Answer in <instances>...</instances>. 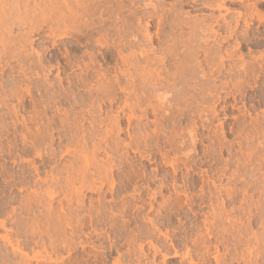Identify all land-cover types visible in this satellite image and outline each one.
<instances>
[{"label":"rangeland","instance_id":"1","mask_svg":"<svg viewBox=\"0 0 264 264\" xmlns=\"http://www.w3.org/2000/svg\"><path fill=\"white\" fill-rule=\"evenodd\" d=\"M1 1L3 2L5 1V4L7 6V7L5 6L6 8H4L7 10L5 11L3 10L4 12L3 17L2 15L0 16L3 19L2 21H3L4 26L5 27L7 26V28H4V29L1 28L2 31H4L5 33L1 31L2 33L0 36L1 37L0 41L5 42V43L0 42V100H1L0 101V104H1L0 105V264H21V263L25 264L21 260V258H23L22 254L26 256L28 255L29 256L28 258L32 259L31 264H36L37 261L35 262V260H33V257L36 254L37 255L40 254L42 257L44 256L48 257V256H52L50 254H53L54 256L57 253L58 254L60 253L61 256L60 255L59 256L61 258L59 259L61 260L56 261L55 264H99V260H101L104 257H106L105 264H112L114 262V259L117 257V253L116 251H113V252L110 251L109 241L107 240V238L101 239V233L105 231L107 233H111L113 236L114 235L117 236V249L120 250V253L123 255V264H126L127 262L126 259L127 260L132 259L131 252H133L134 248L136 247V246L134 247L128 246L127 244L128 236L132 234H137L139 231L144 232V235H143L144 237L147 235L151 236L150 240L144 239L143 237V239L137 241L138 244L142 243L144 245L145 252L148 254L150 258L154 256V252H155L154 246H156L160 250L161 254L160 253L157 254L155 258L156 264H184V263L190 264L189 260L187 262L188 258L187 259L185 258L187 253L188 254L190 253V256L194 257L192 258L195 259L194 261L197 264H202L203 262L201 261V258H202L201 254H202V251L205 250L204 247L206 246L210 247L212 253H210L209 257H208V254L206 255V257L209 258V260L206 259L204 264H215L214 256L218 254L222 262L221 264H224V263L225 264L227 263L228 264H264V77L262 75L260 78L258 77V79H256L257 84H254L255 79L254 80L252 79L253 81L249 80L247 82L249 84H246V86L245 85L240 86V88L242 87L241 89L236 88V86L235 87L233 86L234 85L233 82L235 83L239 74L240 76L243 75L242 72L238 71L235 67L233 69V63L236 60L239 61V59L242 58L241 60H243L246 64L249 65L254 62L255 58L259 59V57H264V45L262 47H258L252 43H247L243 48H239L235 46H237V43L240 42L241 40L240 39L237 40L235 38L231 39L229 42L223 45V53H226L229 50H230L229 52L233 51L235 53L234 58L232 60L231 59L226 60L227 68H225V70L222 71L223 73H220L219 75H217L219 77H217L215 74L213 78L207 74L209 77L201 78V76L198 75L194 80H192L195 77L194 76L196 74L195 73V74H192V77L191 75L188 76L191 78V79L190 78L187 79L188 81L191 80L189 81V83L187 80H183V79L182 81L180 80L182 85H180V82L177 84L170 82L168 83L169 84L168 88H171V91L169 89L168 92L169 93L171 92V94L173 93L172 96L175 93L174 96L176 98L174 96L171 97V94H170L168 100L165 101V103L164 102L162 103V101H158L157 98H156L157 100L156 101L153 98L155 97L154 96L155 94H153L152 92H154V90L156 92L157 87L154 88L153 91H151L152 89H150V92H151L150 97H152V95L153 97L150 100L148 99L149 102L147 100H146L147 102L145 101L144 104L137 102L136 100L135 102L133 100L134 98L132 99V102H131V98H130L129 103L133 105L132 108L136 106L133 109L134 111L133 112L134 114H133L130 111L132 110V108L130 109L131 106H128L129 99L126 100V98L122 94H119V96L121 95L122 97H120V99L117 100L116 103L114 102L112 105L110 104L109 101H105L106 103L103 102L104 100L101 101L102 100L101 90H99L101 96L98 97L99 94H97V96L93 98V96L96 95L95 93L96 92L99 93V91L98 89L96 91L97 82L94 81L92 78L88 79L90 83L89 81H86L85 83L86 85L84 84L85 86L84 85L79 86V88H82V89H79L78 87H76L77 88L76 90L79 89L78 92L74 90L76 94L73 93L74 91L72 92V89H71L70 91L72 92L71 95L73 94L72 95L73 97H70L71 95L69 93L70 92L69 87H67V85L69 84V81H71L73 77H74L73 80H76V77L81 74L80 70L78 69L76 65L78 63L79 65H83V66L85 64H89V62L87 63L86 60H88L87 58H89L90 56L89 54L91 53H88V52H94V50H96L94 54L92 55H95L97 57L96 59H98V61L96 59L95 61L97 62V65L99 62V65L101 66L102 69L105 70L107 68V65H110L108 67H111V68L113 67L112 71H111V68L106 69V71H110V73H112L109 75L108 74L109 72H107V75L109 76V78L112 77L111 75H114L115 77V73L120 75V72L124 71V69L127 68V65L125 66L124 63L121 64L122 62H120L119 59H118L119 61H117L119 63H116L115 61L113 62V64L106 63L104 65L103 64L104 61L102 57L103 53L100 50L99 46L97 47L93 45L94 46L93 48L92 45H86L89 48V51H88V48L84 46L79 49L80 52L78 51L79 54L80 53L82 54L80 55L77 54L78 55L77 56L76 55L77 51H75L71 47H67V44L68 46H70V43L72 44L73 42L74 44L76 43V41L73 39H70V41L69 40L67 41V38H62V39L59 38V39H56V43L54 44L55 39L52 40V38L50 37L48 38L47 36H45L44 35L45 32L43 33L41 31V32L32 33L35 36L32 34H31L32 36H30V34H27L28 33L27 31H29L28 28H30L28 27L29 26L28 24H24V26L23 24L18 25V26L15 24L14 25L12 24L14 23L13 19L15 20L20 17L19 15L21 11H22L21 17L26 16V11H27L28 5L30 4H31V7L37 6V8H38V5L36 4H40L39 6L41 7L38 8L39 12L41 9H45V7H47L44 3L46 0H31V1L30 0L29 1L19 0L20 2L19 5H21L20 7L21 9L19 12L16 11L15 7H12V6H15V3L13 2V0H1ZM155 1L161 4L162 1L164 0H161V3H160V0H155ZM174 1L175 0H165L163 3L166 5L162 3L161 6L164 5L163 6L164 14H166L165 10L170 8V6L168 5H172L171 3H174ZM49 2L50 1H48L46 4H48ZM62 2L63 1L59 0V3H62ZM256 2L258 4V7L262 9V12H264V6L261 5L262 3L261 0H250L249 1L250 4H256ZM62 5L60 6V8L64 10V7H62ZM64 5L67 6V1L66 3H64ZM9 6L12 7V9L14 8L15 10L14 9L12 10ZM60 8L59 10H62ZM66 10H67V7H65V11ZM5 12H6V16H4ZM39 12H37L36 14H38ZM59 12L56 13L57 15L55 17H60L58 16ZM180 12L185 14V16L188 17V19H186L187 17H185L182 14L183 17H185L183 19H186V20H189V18L190 20L191 18L192 19L196 18L198 20L199 19L201 20L202 18H205L206 15L210 16L213 13L217 15L218 13V12H214L212 9L202 8L201 6H193L191 4L185 5L182 9H180ZM63 14L64 13H62L61 15L62 16L65 15L64 17L66 18L67 11L65 12L64 15ZM4 17L6 20H4ZM9 18L10 19L12 18V19L10 20ZM39 19H42V18H39ZM174 19L175 17L173 18L170 17L171 21ZM192 21L194 20H191V22ZM8 22L11 23L13 26L11 24L8 25L7 24ZM151 22L153 23L150 26V29H151L150 33L151 35H153V38L154 37L156 38V39L154 38L153 40L154 43H150V44L148 43V46H147V43L146 44L144 43L145 45L142 44L141 47L137 46V48L136 46H133V50H137L136 51L137 53L139 52L138 50H140L139 47L140 48L144 47L145 49V46H146V49L147 48L149 50L151 49V51L147 49L149 51V54L151 52L150 54L151 59H157V58L161 59L164 55L163 54L164 49L166 50V48L168 47L165 45L166 44L171 45V43L173 42V38L171 39V37H169V40H167L168 37L167 36L165 37V35H167L166 34L167 31L169 30L168 29L166 30V33H164V37L163 38L160 37L161 39H164L161 42L160 41L161 39L160 38H159L160 40L157 39L158 35L155 36V34H157L158 32L160 33V31H162V29L164 30V28L167 29L166 28L167 26L165 25L160 26L161 28L162 27L163 28L162 29L160 28V31H158L157 29L159 28L157 27L158 26L157 17L156 19L154 17ZM9 29L10 30L13 29V30L9 31ZM183 29L184 30L176 29L175 31H177L178 33L175 31L174 32L177 35L175 36L172 35V36H174L175 39H178L180 36L183 39L179 38L178 39L179 41L180 40L183 41L185 39L186 42H189L187 41V38L191 36V30H189V28L187 27L186 29L185 28ZM254 30L255 31L252 34L253 36H254V33L260 34V32L264 30V27H261V29L259 28L258 30V24L256 23ZM25 35L28 37H26ZM39 37H42L41 39L42 40L44 39V40L40 41L41 39H37ZM165 39L169 43H166ZM160 42L162 44H159ZM178 44L179 43L177 42L176 46L178 47L177 48L178 51H180V53L179 52L178 53L181 54L182 52H184L187 54V52L189 51L188 50L189 46L185 48L183 45L179 46ZM75 45H77V43ZM158 46L160 49L159 48L157 49ZM68 48H70L69 51L67 50ZM130 48H132V46L127 48L124 51L123 54L125 56L127 55L132 56V54L130 55L131 53L130 51H132V49L130 50ZM85 49L86 51H88L87 53ZM156 49H157V52L155 51ZM170 49L171 48L167 49L166 52L169 51ZM159 50L163 54V55L161 54V58H159L160 57ZM73 51L76 53H74ZM83 51L86 53V55L83 54L84 53ZM22 52L23 54H21ZM126 52H128L129 54L127 53L126 55L125 54ZM15 53L16 55L14 59L12 57H14L13 54ZM29 53L31 55L30 57H29ZM67 53L71 57H69ZM136 53L134 51L133 55ZM186 54L182 53L181 55H178V59H176V57H171V59L174 58V60H171L170 57L168 56L169 60L164 59V64L162 63L160 66L154 64L153 66L160 67L159 69L161 70L162 77L164 79L165 78L164 75L168 73L169 74L173 73L175 71V67H177L179 63H183V65L184 64L186 65L188 61ZM20 55H22V57L24 55V57L20 59L21 58ZM26 55L27 57H25ZM136 55L138 57L137 56H134V57L138 58L139 60L140 58L139 54H136ZM153 55L154 56L159 55V56H156V58H153ZM79 56H81V58ZM85 57H87L86 60H85ZM16 58L17 59L19 58L20 60H17ZM39 58H41L42 60ZM24 59L25 60L27 59V60L25 61ZM76 59L77 60L79 59L78 63H76L77 61L75 62ZM80 59L83 61V63H81L82 61ZM179 59L181 62L178 61ZM204 59H205L204 54L200 53L198 55V62H203V61L205 62ZM73 60L75 62L74 64L71 63L73 62ZM67 61H69V63L71 64H68ZM140 61L141 59L139 60V62ZM39 62L41 63V65L39 64ZM42 62L45 63V66H47L46 68L43 65L44 63ZM174 62L178 64L175 65ZM7 63H10V65ZM35 63L37 66L35 65ZM33 64L35 65L36 69L35 67H33L34 66ZM102 64H103V67L105 68L102 67ZM118 64L124 65V67L122 66L123 69H121L122 67H120V65ZM27 65L31 68H28ZM67 66L69 70L67 69ZM118 66L120 67V70ZM163 66H165L164 68L169 67L166 69L170 71L169 72L167 71L166 73H164V68L162 69ZM170 66L174 68L170 69L171 68ZM179 66L181 67L180 64ZM21 67L23 68V70L25 67L26 70L24 71L26 72V74L28 73L27 74L28 76L25 75V73L23 72L22 74H20L22 70ZM130 67L133 69L132 66ZM117 69L120 72H118ZM203 69L205 70V73H208L209 68H206V66L204 65ZM229 69H233V71L231 70L232 72H229ZM235 69L237 73L238 72L240 73L238 74L234 73ZM48 70H50V74L48 73ZM43 71L46 72V75ZM199 71L202 73L201 69H199ZM59 74L61 75L59 76ZM70 74L72 75V78ZM169 74L168 76H171V74L170 75ZM258 75L260 76V74ZM25 76L26 78L27 77L28 78L25 79ZM38 76L41 77V82L39 80L40 77ZM45 76L46 78H44ZM235 76L236 78H234ZM114 77H112V79ZM69 78L70 80H67ZM135 78L136 76L134 77V79ZM60 80L61 82H63V84L61 83L63 87L60 86ZM121 80H122V76L120 78V81ZM125 80H122L121 82L123 86H126V84L124 83ZM43 81L44 82L46 81L47 83L46 82L44 83ZM38 82H39V85L37 84ZM73 82L76 84L75 81ZM87 82L90 85L88 84L87 86ZM127 82H128L127 85L129 84L128 86H130V81H127ZM137 82H138V85L136 84ZM50 83L54 85L51 86ZM93 83L95 86L92 85ZM141 83L142 81L137 78L135 82L136 84L135 88L137 89V90L135 89L136 91L141 89L142 86L139 87ZM171 83L172 85L173 84L176 85V87L171 86ZM20 84H23V86H20ZM26 84H28L27 85L28 88H30L32 91V92L30 91L29 95H28L29 89L27 88L28 89L27 90L25 88L27 87L25 86ZM48 84L49 86H47ZM164 84L167 85L166 83ZM131 85H132L131 90L135 91L133 89L134 84L132 81H131ZM44 86L47 89L50 87V89H48L49 91L45 89ZM9 87L10 88L12 87L11 92L12 91L16 92V90L13 87L17 89L21 88L20 89V91L22 90L21 92H16V93H19L20 96L24 93L23 89L25 88V91H26L25 93L28 92L27 94L24 93L25 99L23 100L22 97H19V96H18L19 98H17V96H15L16 93L14 94V96L10 95ZM37 87L39 88V90L37 89ZM40 87H43V89ZM86 87L89 89L91 87L93 91L88 90ZM56 88L58 90H55ZM61 88H63L64 90L66 89L65 91L68 90V94H67L68 96L66 94H63L64 90L62 91ZM204 88L205 90H207L206 88L212 89V90H214L215 88V91L216 90L217 91L216 92L212 91L213 94H211L212 93L211 90H208L209 91L208 92V91H205ZM60 89H61V95L59 93ZM5 90L9 92V93L7 92L9 95L6 93L8 97L4 93L6 92ZM45 90L47 91L44 92ZM117 90H118V87L115 86V92H117ZM136 91L132 92V94L133 95L136 94L137 93ZM48 92L51 96H49ZM140 92L142 91L140 90ZM41 93L44 94L42 95L43 98H41L42 97ZM45 93L48 94V97H46L47 95H45ZM2 94H5L4 96H6L7 99H12V100H7V99L4 100L5 97H3ZM62 94L64 96H62ZM78 94L79 96L75 98V96ZM88 94L95 100L93 101L92 98L89 99L90 96ZM206 94H211L215 96L208 97ZM218 94H221L224 97L226 96L227 98H225V100L224 99L218 100L217 98H215ZM10 96H12L15 99L17 98V100L14 101L15 99H13ZM201 96H203L204 98H201ZM68 97H70V99ZM2 98L6 102H4ZM20 98L23 101L20 102L19 100ZM44 98L46 100L52 99L51 101L50 100L49 101L51 103L54 101V103L51 104L48 100H47L48 101L47 103V101ZM77 98L78 99L82 98L83 100L82 99L77 100ZM97 98H100V99H97ZM181 98H184V99L186 98L187 100H183V99L181 100ZM88 99L90 101L92 100V102H90ZM18 100H19V103H18ZM32 100L34 102H32ZM87 100L89 102H87ZM124 100H126L125 102L127 103H125ZM79 101L82 103H80ZM99 101H100V104H99ZM43 102H46L49 105H47L46 103L43 104ZM118 102H120V104L122 105H119ZM21 103L23 106H21ZM87 103L88 104L90 103L91 105L89 104V106L91 107L93 106L96 110L92 107L94 110L91 111L92 109L91 107L87 106L88 105ZM94 103L98 104L99 106L98 105L94 106L95 105ZM156 103H158L159 105H161L160 103H162L161 106L164 105L162 109H165V110L161 112L162 114H165L164 118L160 115H158L157 118H155L154 113L152 114V111L154 110V108H157L158 112L162 110V109H159L160 107L156 106L158 105ZM79 104L80 105L86 104V107L84 105L82 107ZM126 104L128 105L126 106ZM137 104L139 105V109H138ZM150 104H152L153 106H151ZM41 105L45 108H49L50 106L52 109L51 108H50L51 110L45 109ZM74 105H77V107ZM141 105H143L144 108H147L148 110L147 116L149 115L148 117H145V118L143 117L144 114L142 112L143 108L141 107ZM154 105L156 107H154ZM14 106H16L15 109L18 108V110L17 109L15 110L16 113L18 112L17 114L15 113L18 116L13 114V112H11L14 110H10L12 109V107L14 108ZM55 106H57L58 108ZM110 106L111 108H109ZM118 106H120L119 109L117 108ZM102 107H103V111L106 112V113L101 112L102 115L103 113L107 115L108 112H109V115H111L110 113H113L112 116L114 115V117H116L117 115H120V117L121 116L123 117L125 115L132 116L133 114L134 116H132L131 119H133L134 121L132 120L131 121L135 123V124L132 123L135 129L131 128L133 130H130V128L128 127L127 118H130L129 116L128 117L126 116L123 118L121 117L122 123H121L120 128H122L123 130L121 129L122 132L120 133L116 130L119 134L116 133L115 129H113L116 127H113V126L109 127V126L103 125L104 127L103 126L97 127V133L99 132L98 134H102L101 133L102 131L106 132V128L108 127L110 128V130L108 128L107 132L109 133H106L107 135L104 133L102 136L100 135L96 136V138H98V140H96L97 143L100 142L101 138L104 137L103 139L105 140L108 138L107 139L108 141H106L108 144L104 140L101 141L102 150L97 151L98 153L96 154L98 155H96L97 160L95 161L108 162L112 159L114 163L113 174H111L108 180L106 181L104 180L101 183L98 182V186L101 187L100 189L95 190V191H90L86 188H83L80 196L71 194L67 198L66 196H64L65 190H66V188H64L65 187L64 178L67 176V174L64 173L66 171H64L63 169H65L66 165L69 166L70 164L71 166V162L74 160L73 159L74 156L67 154V147L70 145V141L72 139V135H71L72 133L70 131H66L67 125L65 126V124H67V117L71 115L69 117V120H72L74 123L75 122L79 123L82 121L81 122L82 124L79 123V126L82 127L83 125V128L86 130L85 131L86 136L89 137L87 141L91 140L88 142L90 144V142H95L92 139L94 138L95 140V137H91L87 133V131L89 132V130L91 129V125H90L91 119H92V122L94 121L96 117L98 119V116L101 114L99 110H102ZM74 108L76 110L74 111L71 110ZM44 109L46 111V112L44 111L45 113L43 112ZM124 109H127V110L125 111ZM122 110H124L125 112L122 113L121 112ZM39 111L42 113V116L39 113ZM117 111H120L121 113L118 114ZM57 112L59 114H57ZM7 113L8 115H6ZM75 113L77 115L80 113L79 115H81L82 118L84 117V119L81 118L80 120V116L78 115L79 121H78V116L76 117L77 121L76 119L73 120V115H74V118L76 115ZM135 115H137V117H139L142 121H140L139 118L137 119L134 118ZM27 118L28 119L30 118V119L27 121ZM39 118L42 119L43 121L41 122ZM48 118H49V121H47ZM18 119L20 121H18ZM30 120H33V121H30ZM65 120L66 122L64 124L62 121H65ZM24 121H27L26 124L23 123ZM43 122L45 124L48 123L47 124L48 127L50 126L49 129L46 127V129L49 130L48 135H47V131H45L46 129L44 128L45 126ZM60 122H62L63 124H61ZM140 123L141 124L143 123V124L141 125ZM49 124H51L52 126ZM62 125L64 126L62 127ZM133 125H131V127H133ZM140 125H141V128H140ZM54 128H57V129L61 128V129L57 130ZM62 128L66 132L63 131ZM98 128H99V131H98ZM127 128L129 131H127ZM37 129H40V130H37ZM42 129H44L46 133L42 132L43 131ZM133 131L135 134L133 133ZM41 132L42 134H45V136L46 135L49 136L50 133H53L52 135H53L54 141H53L52 149L56 152L53 156H50V154L47 153V154H44L42 157H39L35 153V149L32 148L30 144H25L26 142L23 143V140H22L23 136H26L29 139H32L30 138L31 136L37 137L38 135H42ZM67 132L70 133L68 134V136L65 135ZM136 134H138L139 141L142 140V139L140 140L142 136L145 138V135H147L145 139L143 138V140L145 141L142 140L143 142H140L141 146L137 140ZM66 136L69 138V140ZM105 136L106 137L109 136V137L105 138ZM117 136H118V141L116 140ZM135 137H136L135 140H137L136 142L134 139H132ZM119 141H121L122 143ZM133 141L136 144L132 143ZM104 142L108 147L104 144ZM59 143H62V144H60L59 146ZM91 144L89 145V151H93L92 149L93 147H91L92 146ZM137 144H139L138 145L139 147L137 146ZM8 147H10V149ZM45 148L49 149V147H45ZM9 150L10 151L12 150L11 157H10ZM89 159L90 157L88 156L87 165H89L88 168L90 171L87 173V175L90 177L92 175L94 176L95 169H93L94 165L91 164L92 163L91 161H93V159L90 160V162H89ZM29 162H33L34 164L40 167V170L42 172L40 175L41 180L43 179L42 181H44L45 179L47 180L48 178L49 181L47 180L46 181L47 183H43L41 181H39L40 183L39 182L36 183L37 177H35L36 175L34 176L33 174H31L33 173L32 165H30L31 163L29 164ZM73 163L77 164L75 160L72 162V164ZM78 163L80 164L79 160H78ZM28 164H29V167H28ZM44 164L45 165L47 164V166H42ZM90 164L92 165V167H90L91 166ZM27 167H28V170H27ZM43 167L45 168L41 169ZM23 168H25L26 170ZM30 170L31 172H28ZM61 170L63 171V174H61L60 172ZM22 171L25 173V176L22 175L23 174L21 173ZM6 172H9L10 174L13 173L14 176L16 175L15 180L23 176H24V179L26 178V181L24 180L23 183L20 182L19 180L15 182L17 183V186L19 184L23 185L22 186L24 187L23 190H21L22 189L21 187L20 189L16 185L14 186L13 185L15 184L14 182L9 181L11 184L10 185L8 182L9 179H7V182H6L5 180L7 178L6 174H9ZM26 172L30 173V175L26 174ZM126 176H129L131 180L128 181ZM51 178H54V179L57 178V181L59 180L57 183H61V182L62 183L58 185L57 183L54 184L55 181L52 180ZM50 180L54 182H51ZM111 181H112V185H110ZM33 182H35L36 184ZM37 184L39 185L37 186ZM59 186L65 189L63 190L62 188L64 192L60 190L61 188ZM47 190L48 192L49 191L55 192L54 194L56 195L50 198V196H48L47 194ZM30 197H32L31 199L39 202V204H36L39 206L38 208L37 206H35L36 207L35 208L34 205L32 204L34 207V208L32 206L30 207V208H33L32 212L29 207H27L28 209L25 208L27 206L25 205L26 203L25 199L27 200V198H30ZM10 199H12L14 202L12 200L10 201ZM41 199L44 203L45 201H47L50 205L52 204L53 207L48 205L47 203L44 204L43 202H41ZM78 200H80V202H78ZM45 205L49 206L51 209L53 208V210L58 209L57 211H61V212L64 211L67 214L65 215L70 218L69 223H71V225H68V226L66 225V228H65L66 230H64L65 237L64 236L61 237L60 240L61 241L65 240L63 242H66V240H68L69 237L71 239L72 238L75 239L76 237H78L75 239V241L73 240L76 243L73 246L74 249L71 250L72 252L69 251L67 247L65 248L61 245L59 246V250H57L58 248L56 249L57 251L56 253L55 251L50 249L51 247H49V244L48 245L46 244L47 243L46 240H43L42 242L40 241L42 240L40 233L43 234V231L45 233V230H42V228H43V216H45L46 214V211L42 212L41 210L49 209V207L48 208L42 207ZM61 207H64V210L63 208L61 209ZM12 209L15 212H13ZM25 209L27 210L25 211ZM122 212L126 213L127 219H130V223L127 225V227L124 230L122 229V226H121L122 221L119 219L120 214ZM71 213H75V214L72 215ZM113 215H117L115 216L117 218L115 223L117 224L111 227L114 223L113 221H111L110 216L113 217ZM71 216H72V219H71ZM146 216L153 219L155 221V225L166 236L159 235L158 231L153 232L151 234H146L145 231L147 230V228L151 227L147 222L143 220V218H145ZM77 218H80V219H77ZM81 219L84 222L82 226H79L76 223L78 220H81ZM19 221L21 223L22 222L25 223L28 221L25 224L22 223L28 230L26 229H25L26 231L22 230L23 225L21 224L22 225L21 226L19 224L20 223ZM2 223H4L5 227L1 226ZM31 223L35 224V226L32 225ZM30 224L31 226L35 227L36 233H34V235H32L29 232L31 230V229L29 230ZM37 226L38 228L36 229ZM75 229L76 231L77 229L80 230L78 233L80 234V236L79 235L77 236V234L75 233L74 235L76 237H74V235H71L73 234ZM96 229H97V232H95ZM81 230L83 231L81 232ZM24 232H26L25 236H24L25 234ZM7 233L10 234V238H12L11 240H13L14 243H16V240H19L20 242L23 243L21 245V247L23 248L21 255L20 253L13 254L12 253L13 251H11L12 249L10 248V245L7 244L5 241H3V239L1 238V236H5ZM27 233H29L28 236H27ZM37 233H39V235ZM20 235H22L23 237L22 236L20 237ZM44 235L46 236V234ZM31 236L33 239L31 238ZM87 237H89V239ZM79 238H82V240L81 239L79 240ZM172 240L173 242H171ZM35 241L38 244H36ZM80 242H83L85 245L84 246L80 245ZM43 243H45L46 245L44 246ZM45 247H49V248L44 249ZM174 248L177 251H180L179 252L180 255H183V256L173 257L174 251H175ZM216 248L218 250H216ZM52 252H54L55 254ZM97 254L98 256H96ZM165 254L167 255V257L164 260L162 255H165ZM53 256H52V259H55L56 257L54 256L55 257L54 258ZM144 262L145 261H143V263Z\"/></svg>","mask_w":264,"mask_h":264},{"label":"bare ground","instance_id":"2","mask_svg":"<svg viewBox=\"0 0 264 264\" xmlns=\"http://www.w3.org/2000/svg\"><path fill=\"white\" fill-rule=\"evenodd\" d=\"M16 1H18V2H16ZM16 1H14L13 0V2L15 3V6H12V7H15V9H16V11L17 12H19L20 11V7H21V5H19V0H16ZM29 1V0H28ZM31 1V0H30ZM48 1H50L48 4H46ZM44 3H45V5L47 6V7H45V9H41L40 10V12H39V10H38V8L39 7H41V6H39L40 4H36V5H38V8H37V6H33V7H31V4L30 5H28V8H27V11H26V16L25 17H21V13H22V11H21V13H20V17L18 18V19H13V21H14V23H12L13 25L15 24V25H22L23 24V26H24V24H28L29 26L28 27H30V28H28L29 29V31H27L28 33L27 34H30V36H32V35H34V34H32V33H36V32H45L44 33V35L45 36H47L48 38L50 37V38H52V40L53 39H55L54 40V44L56 43V39H62V38H67V41L69 40L70 41V39H73V40H75L76 41V43H77V45H75L74 44V42H73V44L72 43H70V46H68V44H67V47H71L72 49H74L75 51H77V53L76 52H74V53H76V55L77 54H79V49L80 48H82V47H84V46H86V45H95V46H99L100 47V50L102 51V53H103V61L105 62H103V64L105 65L106 63L107 64H110V63H112L113 64V62H115L116 61V63H119V62H117V61H119L120 60V62H122L121 64H123L124 63V65L126 66L127 65V68L126 69H124V71H122V72H120L119 70H120V67H124V65H120V64H118V65H120V67H119V70L117 69V71L118 72H120V75H118L117 73H115V77H114V75H111L112 77H114L113 79H112V77L111 78H109V76L107 75V72H109L108 74L110 75V74H112V73H110V71H106V69H110L111 67H108V66H110V65H107V68L104 70V69H102L101 68V66L99 65V62H98V65H97V62L95 61V59L97 58L95 55H92V54H94V52L96 51V50H94V52H88L89 51V48H88V51H86V49H85V51H86V53L88 52V53H91V54H87L88 56H89V58H87V57H85V60H86V58L89 60H86V62L88 63L89 62V64H85L84 66L83 65H79V63H78V60L76 59L75 60V62L76 63H78L76 66L78 67V69L80 70V72H81V74L80 75H78L77 77H76V80H73L74 79V77L72 78V75H71V78H72V80L73 81H75L76 82V84L71 80V81H69V86L67 85V87H69V91L72 89V92L75 90V91H77L78 92V90L79 89H82V88H79V86H83L85 83H86V81H89L88 79L89 78H92L94 81H96L97 82V84H96V86H97V88H96V91H97V89H98V91L99 90H101L102 91V93H101V95H102V100L101 101H103L104 103H106L105 101H109L110 102V104L112 105L114 102L116 103L117 102V100H119L120 99V97H122L121 95L119 96V94H122L125 98H126V100H128V104H126V106L128 105V106H131L130 107V109L132 108V104H130L129 103V101H130V98H131V102H132V99L135 101H137V102H140V103H145V101L147 100L148 101V99L150 100V99H152V97H153V95H152V97H150L151 95V92H150V89H152L151 91H153L154 90V88H156L157 87V89H156V92H155V90H154V92H152L153 94H155L154 96L155 97H153L155 100H156V98L158 99V101H162V103L164 102L165 103V101H167L168 100V98H169V96H170V94H171V92L169 93L168 91H169V89H170V91H171V88H168V86H169V84L168 83H170V82H172V83H174V84H177V83H179L180 82V85H182V83H181V81H182V79L183 80H187L188 78H190V77H188V76H190L191 75V77H192V74H195L193 77V79L192 80H194L198 75H200L201 76V78H205V77H209L208 75H210L211 77H213L215 74H216V76L217 75H219L220 73H223L222 71L223 70H225V68H227L226 67V60L227 59H233L234 58V52L232 51V52H226V53H223V45L224 44H226L227 42H229L231 39H237V40H241L240 42H238L237 43V46H235V47H239V48H243L247 43H252V44H254V45H256V46H258V47H262L263 45H264V30H260L261 32H260V34L259 33H257V34H255L254 33V36L252 35L253 34V32L255 31L254 30V27H255V25H256V23L258 24V30H259V28L261 29V27H264V12H262V9H260L259 7H258V4H257V2H256V4H250L249 3V1L250 0H175L174 1V3H171L172 5H168V6H170V8H168L167 10H165V13L166 14H164V5H166V4H164L163 2L165 1H162V3L164 4L163 6H161L162 5V3H161V0H160V3L161 4H159V2H156L155 0H61V1H63L62 3H59V0H46ZM66 1H67V6H65L64 5V3H66ZM262 1V3H261V5L262 6H264V0H261ZM0 13L1 12H3V10L5 11V10H7V9H4V8H6L7 6H6V4H5V1L3 2V1H1L0 0ZM173 2V1H172ZM176 2V3H175ZM7 3V2H6ZM252 3V2H251ZM5 4V5H4ZM10 4V3H9ZM34 4V5H35ZM43 4V3H42ZM63 4V5H62ZM193 5V6H201L202 8H207V9H212L214 12H218L217 13V15L215 14V13H213L212 15H210V16H208V15H206V17L205 18H202L201 20L199 19H196V18H194V19H192L191 18V20H194V21H192L191 22V20H190V18H189V20H186V19H188V17L187 16H185V14H183V13H181L180 12V9H182L185 5ZM27 5H26V7H27ZM44 5V4H43ZM42 5V6H43ZM62 5V7H64V10L62 9V8H60V6ZM6 6V7H5ZM11 6V5H10ZM9 6V7H10ZM168 6H166V7H168ZM8 7V8H9ZM12 7H10L11 9H12ZM60 9H62V10H59V8ZM65 7H67V14H66V18L64 17L65 15ZM162 7V8H161ZM166 7H165V9H166ZM14 9V8H13ZM12 9V10H13ZM14 9V10H15ZM10 10V9H9ZM61 11V12H59V11ZM64 11V12H63ZM13 12V11H12ZM37 12H39L38 14H36ZM59 12V14H58V16H60V17H55L57 14L56 13H58ZM8 13V12H7ZM10 13V12H9ZM62 13H64L63 15L64 16H62L61 14ZM3 14H4V12L3 13H1L0 14V16L2 15V17H3ZM185 16V17H187L186 19H183V18H185V17H183V15ZM12 15V14H11ZM4 16H6V12H5V15ZM14 17V16H13ZM155 17V19H156V17H157V19H158V28L159 29H157V27H156V29L158 30V31H160V26H167L166 28L167 29H165L164 28V30L162 29V31H160V33L158 32L157 34H155V36L156 35H158V38L157 39H159L160 37L161 38H163L164 37V33H166V30H168L167 31V35H165V37L167 36L168 37V39L167 40H169V37H171V39L173 38V44L171 43V45L169 44V45H165V46H168L167 48H166V50L167 49H169V48H171L169 51H167L166 52V50L164 49V51H165V53H164V51H163V54H162V52L160 53L159 51V54H160V57L159 58H161V54L163 55V57L161 58V59H151V57H150V54H151V52H150V54H149V51H151V49L149 50L148 48V50L146 49V46H145V49H144V47H142V48H140L141 46H142V44H146L147 43V46H148V43L150 44V43H154L153 42V40H154V38H153V35H151V33H150V31H151V29H150V26L152 25V23L153 22H151L152 20H153V18ZM170 17H175V19L174 20H170ZM190 17V16H189ZM39 18H42V19H39ZM10 19V18H9ZM12 19V18H11ZM10 19V20H11ZM3 19L0 17V24H1V26H0V36H1V33L2 32H4V31H2V29H4V28H7V26L5 27L4 26V24H3V21H2ZM4 20H6L5 19V17H4ZM9 20V21H10ZM12 21V22H13ZM171 21V22H170ZM6 24V23H5ZM8 25L9 24H11V23H7ZM11 24V25H12ZM155 24H157V23H155ZM12 25V26H13ZM3 26V27H2ZM11 27V26H10ZM9 27V28H10ZM169 27V28H168ZM186 27L187 28H189V30H191V38H192V40H191V38L189 37V38H187V41H189V42H186L185 41V39L183 40V41H179L178 39L179 38H182V37H180L179 35V38L178 39H175V35H177L175 32H177V31H175L176 29H181V30H184L183 28H185L186 29ZM2 28V29H1ZM12 28V27H11ZM10 28V29H11ZM9 29V31H12V30H10ZM21 29V28H20ZM257 29V28H256ZM2 31V32H1ZM8 31V32H9ZM175 31V32H174ZM174 32V33H173ZM257 32H259V31H257ZM5 33V32H4ZM6 33H7V31H6ZM178 33V32H177ZM11 34V33H10ZM9 34V35H10ZM32 34V35H31ZM182 34H183V32H182ZM172 35H174V36H172ZM253 37H252V36ZM19 36V35H18ZM26 36V35H25ZM24 36V37H25ZM29 36V37H30ZM35 36V35H34ZM43 36V35H42ZM250 36H251V38H250ZM11 37V36H10ZM26 37H28V36H26ZM37 37V36H36ZM1 38V37H0ZM5 38V37H4ZM14 38V37H13ZM42 37H39V38H37V39H41ZM48 38H46V39H48ZM160 38V39H161ZM176 38H177V36H176ZM8 39V38H7ZM12 39V38H11ZM26 39V38H25ZM36 39V38H35ZM156 39V38H155ZM159 39V40H160ZM165 39V41H166V43H169V42H167V40ZM170 39V40H171ZM183 39V38H182ZM189 39V40H188ZM44 40V39H43ZM42 39L40 40V41H43ZM162 40H164V39H161L160 41L162 42ZM191 40V41H190ZM34 41V40H33ZM46 41V40H45ZM48 41V40H47ZM172 41V40H171ZM170 41V42H171ZM1 42V41H0ZM9 42V41H8ZM7 42V43H8ZM11 42V41H10ZM53 42V41H52ZM57 42H58V40H57ZM157 42V41H156ZM159 42V41H158ZM159 43V44H162V43ZM179 43L178 45L179 46H184L185 48L186 47H188L189 49V51L187 52V54L186 53H184V52H182L183 54H186L187 55V63H186V65L184 64L183 65V63H179L180 65H181V67L179 66V64L178 63H175V62H177V61H175L174 63H175V65L176 64H178L177 65V67H175V71L173 72V73H170L171 74V76H168V74H166V75H164L165 76V78L163 79V77H162V73H161V70L159 69L160 67V65L163 63L164 64V59H168V56L170 57V59H171V57H176V59H178V55H181V54H179L180 53V51H178V47L176 46V43ZM1 43H5L4 41H2ZM44 43V42H43ZM69 43V42H68ZM163 43H164V41H163ZM188 43V44H187ZM15 44V43H14ZM45 44V43H44ZM58 44H59V42H58ZM144 44V45H145ZM158 44V43H157ZM212 44V45H211ZM1 45H3V44H1ZM19 45H20V43H19ZM57 45V44H56ZM55 45V46H56ZM154 45V44H153ZM27 46V45H26ZM132 46V48H130V50L132 49V51H130L131 53H130V55L132 54V56H129V55H127V53L128 52H126L125 54L127 55V56H125L123 53H124V51L127 49V48H129V47H131ZM133 46H136V48H137V46H140L139 47V49L140 50H138L139 52H137L136 53V51L137 50H133ZM150 46V45H149ZM152 46V45H151ZM169 46H171V47H169ZM2 47V46H1ZM7 47V46H6ZM5 47V48H6ZM156 47V46H155ZM235 47H233V48H235ZM93 48H94V46H93ZM135 48V47H134ZM159 48V46L157 47V49ZM69 49L70 48H68L67 50L69 51ZM72 49H71V51H72ZM157 49L155 50L156 52H157ZM160 49V48H159ZM162 49V48H161ZM179 50H181V49H179ZM79 51V52H78ZM100 51V52H101ZM129 51V50H128ZM134 51H135V53L136 54H139V60L141 59V61L139 62V60H138V58H136V57H134V56H137L136 54H134L133 55V53H134ZM33 52V51H32ZM84 52V51H83ZM99 52V51H98ZM98 52H96V53H98ZM133 52V53H132ZM179 52V53H178ZM12 53V52H11ZM14 53V52H13ZM72 53V52H71ZM86 53L84 52L83 54L84 55H86ZM101 53V54H102ZM116 53V54H115ZM176 53H178V54H176ZM200 53H203L204 54V57H205V62L203 63V62H198V55L200 54ZM21 54H23V52L21 53ZM68 54V53H67ZM73 54V53H72ZM71 54V55H72ZM80 54H82V53H80ZM79 54V55H80ZM129 54V53H128ZM148 54H149V56H148ZM157 54V53H156ZM11 55V54H10ZM14 55V57H12V58H14L15 59V55H16V53L15 54H13ZM12 55V56H13ZM25 55V54H24ZM24 55H23V57H24ZM28 55V54H27ZM27 55L25 56V57H27ZM69 55V54H68ZM154 55H155V53H154ZM153 55V58H156V56H159V55H156V56H154ZM21 56V58L20 59H22L23 57H22V55H20ZM20 56H18V57H20ZM31 55H30V53H29V57H30ZM73 56V55H72ZM75 56V55H74ZM78 56V55H77ZM82 56V55H81ZM81 56H79L80 58H81ZM94 56H95V58H94ZM183 56V55H182ZM28 57V58H29ZM40 57V56H39ZM68 57V56H67ZM69 57H71L70 55H69ZM79 57H77V58H79ZM131 57V58H130ZM138 57V56H137ZM74 58V57H73ZM183 58V57H182ZM17 59V58H16ZM19 58L17 59V60H20ZM39 59H41V58H39ZM72 59V58H71ZM75 59V58H74ZM119 59V60H118ZM131 59V60H130ZM175 59V60H176ZM238 59V58H237ZM242 59V58H241ZM241 59H239V61L238 60H236L234 63H233V69H234V67L238 70V71H240V72H242V74L243 75H241L240 76V74H239V76H238V78H237V80L235 81V83L233 82V86L235 87L236 86V88H240V86H243V85H245L246 86V84H249V83H247L249 80H254L255 79V83L254 84H257V80L256 79H258V77L260 78L261 77V75L264 77V57H259V59H257V58H255L254 59V62L253 63H251V64H246L243 60H241ZM25 60V59H24ZM27 60V59H26ZM25 60V61H26ZM42 60V59H41ZM44 60V59H43ZM51 60V59H50ZM81 60V59H80ZM97 61H98V59H96ZM169 60V59H168ZM171 60H174V58L173 59H171ZM182 60V59H181ZM24 61V62H25ZM31 61V60H30ZM37 61H38V59H37ZM40 61V60H39ZM69 61H70V59H69ZM69 61H67L68 62V64H71V63H75L74 62V60H73V62H71V63H69ZM82 61V60H81ZM134 61V62H133ZM166 61V60H165ZM178 61H180V59L178 60ZM183 61V60H182ZM243 61V62H242ZM36 62V61H35ZM46 62V61H45ZM96 62V63H95ZM169 62V61H168ZM181 62V61H180ZM32 63H33V61H32ZM37 63V62H36ZM36 63H35V65H36ZM42 63H44V62H42ZM50 63V62H49ZM81 63H83V61L81 62ZM80 63V64H81ZM101 63V62H100ZM160 63V64H159ZM173 63V64H174ZM7 64H9L10 65V63H7ZM38 64V63H37ZM39 64L41 65V63L39 62ZM59 64V63H58ZM73 64H72V66H73ZM97 66H96V65ZM103 64H102V67H103ZM154 64H156V65H159V66H153ZM172 64V65H173ZM34 65V64H33ZM35 65L33 66V67H35ZM44 66H45V63L43 64ZM117 65V64H116ZM204 65L206 66V68H209V70H208V73H205V70L203 69V67H204ZM26 66V65H25ZM28 66V65H27ZM29 66H30V64H29ZM28 66V68H31V67H29ZM37 66V65H36ZM115 66V65H114ZM130 66H132L133 67V69L130 67ZM232 66V65H231ZM230 66V67H231ZM10 67V66H9ZM32 67V68H33ZM47 66H45V68H46ZM70 67V66H69ZM123 67L121 68V69H123ZM132 69V71H131V69ZM158 67V68H157ZM165 66H163L162 67V69L164 68ZM171 67V66H170ZM229 67V68H230ZM38 68V67H37ZM40 68H41V66H40ZM103 68H105V67H103ZM117 68V67H116ZM166 68H169V67H166ZM166 68H164V73H166L167 71L169 72L170 70H168V69H166ZM174 68V67H173ZM172 67L170 68V69H173ZM21 73L20 74H22V72L23 73H25V75H27L26 74V72L24 71V70H26L25 69V67H24V70H23V68L21 67ZM35 69H36V67H35ZM67 69L69 70V68H68V66H67ZM112 69H113V67L111 68V71H112ZM115 69V68H114ZM165 69H166V71H165ZM199 69H201L202 70V73L199 71ZM233 69H229V72H232L233 71ZM236 69H235V71H234V73H237V71H236ZM31 70V69H30ZM46 70V69H45ZM71 70H72V68H71ZM76 70V69H75ZM116 70V69H115ZM232 70V71H231ZM172 71V70H171ZM228 71V70H227ZM44 72V71H43ZM42 72V73H43ZM77 72V71H76ZM113 72H115V71H113ZM240 72H238V73H240ZM45 73V75H46V72H44ZM48 73L50 74V70H48ZM47 73V74H48ZM237 73V74H238ZM35 74H37V73H35ZM74 74V73H73ZM169 74V75H170ZM208 74V75H207ZM232 74V73H231ZM258 74H260V76L258 75ZM39 75V74H38ZM40 75H41V73H40ZM61 74H59V76H60ZM77 75V74H76ZM258 75V76H257ZM28 76V75H27ZM44 76V75H43ZM48 76V75H47ZM121 76H122V80H125V78H126V80L127 81H130V86H128L127 85V81L125 80V84H126V86H123L122 85V80L120 81V78H121ZM136 76V80H137V78L138 79H140L141 81H142V83H141V85L139 86V87H141V91L142 92H140V90H138V91H136L137 89L135 88V85L137 84L138 85V82L135 84V82H136V80L134 79V77ZM220 76H222V75H220ZM38 77H40V76H38ZM70 77V76H69ZM182 77V78H181ZM210 77V78H211ZM217 77H219V76H217ZM28 78V77H27ZM26 78V76H25V79H27ZM44 78H46V76L44 77ZM96 80H95V79ZM179 78H181V79H179ZM214 78V77H213ZM234 78H236V76L234 77ZM60 79V78H59ZM191 79V78H190ZM40 82H41V77H40ZM46 80V79H45ZM62 80V79H61ZM61 80H60V86H62V84H63V82H61ZM67 80H70V78L69 79H67ZM135 80V81H134ZM164 80H166V81H164ZM177 80H179V81H177ZM181 80V81H180ZM252 80V81H253ZM47 81V80H46ZM45 81V82H46ZM131 81L133 82V89L137 92L136 94H132V92H135V91H132L131 90V88H132V85H131ZM188 81V80H187ZM189 81H191V80H189ZM189 81H188V83H189ZM44 82V81H43ZM44 82V83H45ZM48 82V81H47ZM46 82V83H47ZM92 82V81H91ZM49 83V82H48ZM62 83V84H61ZM89 83H90V81H89ZM88 82H87V86H88V84H89ZM123 83V84H124ZM140 83V82H139ZM164 83H166L167 85H165ZM172 83H171V86H175L176 87V85H172ZM187 83V84H188ZM38 85H39V82L37 83ZM36 84V85H37ZM41 84V83H40ZM43 84V83H42ZM51 84V83H50ZM58 84H59V82H58ZM28 84H26L25 86H27ZM36 85H35V87H36ZM37 85V86H38ZM54 84H51V86H53ZM86 85V84H85ZM84 85V86H85ZM90 85V84H89ZM92 85H94V83L92 84ZM14 86V85H13ZM20 86H23V84H20ZM19 86V87H20ZM40 86H42V85H40ZM46 86V85H45ZM44 86V87H45ZM47 86H49V84L47 85ZM58 86V85H57ZM95 86V85H94ZM115 86L116 87H118V90H117V92H115ZM203 86V85H202ZM17 87V86H16ZM54 87H56V86H54ZM59 87V86H58ZM63 87V86H62ZM76 87H78L79 89L78 90H76L77 88ZM92 87V86H91ZM91 87H90V89L89 88H87L88 90H92L91 89ZM137 87V86H136ZM138 87V88H139ZM151 87V88H150ZM178 87V86H177ZM200 87V86H199ZM204 87V86H203ZM10 88V87H9ZM9 88H8V90H9ZM15 90H16V92H21L20 91V89L21 88H15V87H13ZM22 88H24V87H22ZM26 89L28 88V86L27 87H25ZM25 88L23 89V91H24V93L26 92L25 91ZM40 88H42L43 89V87H40ZM60 88V87H59ZM242 88V87H241ZM240 88V89H241ZM244 88V87H243ZM11 89H12V87L10 88V95H13L14 96V94L16 93L15 91H12L11 92ZM29 89V90H28ZM27 90L29 91V93H28V95L30 94V91H31V89L30 88H28ZM37 89L39 90V88L37 87ZM45 89H47L46 87H45ZM48 89H50V87L48 88ZM47 89V90H48ZM52 89V88H51ZM62 89V91L64 90L63 88H61ZM61 89H60V95H61ZM85 89V88H84ZM83 89V90H84ZM117 89V88H116ZM201 89V88H200ZM207 90H205V88H204V90L205 91H208V90H211V92L212 91H214V92H216L215 91V88H214V90H212V89H208V88H206ZM18 90V91H17ZM37 90V91H38ZM47 90H45L44 92H46ZM55 90H58L57 88L55 89ZM66 90V89H65ZM64 90V93L63 94H68V90L67 91H65ZM95 90V89H94ZM176 90H177V88H176ZM179 90V89H178ZM181 90V89H180ZM239 90V89H238ZM6 91V90H5ZM49 91V90H48ZM53 91V90H52ZM75 91L73 92V93H75ZM93 91V90H92ZM91 91V92H92ZM174 91V90H173ZM172 91V92H173ZM8 91H6V92H4L5 94L7 93ZM32 92V91H31ZM42 92V91H41ZM54 92V91H53ZM67 92V93H66ZM71 91L69 92L70 93V95H71V93H72ZM90 92V91H89ZM88 92V93H89ZM175 92V91H174ZM209 92V91H208ZM9 93V92H8ZM7 93V94H8ZM22 94L21 96L19 95V93H16V95L15 96H17V98H19V97H22V99L24 100L25 98V94H27V93H25V94ZM57 93H58V91H57ZM93 93H95V92H93ZM218 93V92H217ZM5 94H2L3 95V97H5L4 98V100H6L7 99V97H8V95H7V97L6 96H4ZM48 94H49V92H48ZM48 94L47 93H45V95H47L46 97H48ZM62 94V96H64ZM76 94V93H75ZM74 94V95H75ZM90 94V93H89ZM88 94V95H89ZM96 94V95H95ZM94 95L95 96H93V98L94 97H96L97 96V94H99L98 95V97L99 96H101L100 95V91H99V93H95ZM173 94V93H172ZM172 94H171V97H173L174 95H175V93H174V95L172 96ZM211 94H213V92L211 93ZM211 94H206L208 97H214L213 95H211ZM32 95V94H31ZM42 95H44V94H42L41 93V96ZM54 95V94H53ZM73 95V94H72ZM70 96V97H73V96ZM92 95V94H91ZM189 95V94H188ZM187 95V96H188ZM203 95V94H202ZM230 95V94H229ZM228 95V96H229ZM19 96V97H18ZM49 96H51L50 94H49ZM68 96V95H67ZM79 96V94L78 95H76L75 96V98L76 97H78ZM90 96V95H89ZM185 96H186V94H185ZM207 96H206V98H207ZM10 97H12V96H10ZM30 97V96H29ZM32 97V96H31ZM45 97V96H44ZM57 97H59V96H57ZM70 97H68L69 99H70ZM88 97V96H87ZM175 97V96H174ZM189 97V96H188ZM198 97V96H197ZM13 98V97H12ZM17 98L15 99V98H13V99H15L14 101H16L17 100ZM41 98H43V96L41 97ZM49 98H51V97H49ZM61 98V97H60ZM84 98V97H83ZM90 98H92L91 96L89 97V99ZM92 98V99H93ZM101 98V97H100ZM100 98H97V99H100ZM176 98V97H175ZM174 98V99H175ZM201 98H204L203 96H201ZM215 98H217L218 100H221V99H224L225 100V98H227L226 96L224 97V96H222L221 94H218ZM33 99V98H32ZM45 99V98H44ZM59 99V98H58ZM73 99V98H72ZM80 100L82 99V98H79ZM78 98H77V100H79ZM87 99V98H86ZM85 99V100H86ZM88 99V100H89ZM96 99V100H97ZM124 99V98H123ZM172 99V98H171ZM177 99H178V97H177ZM187 100L186 98L184 99V98H181V100ZM198 99V98H197ZM2 100H3V98H2ZM3 100V101H4ZM7 100H12V99H7ZM20 100V102L21 101H23V100H21V98L19 99ZM19 100H18V103H19ZM34 100V99H33ZM32 100V102H34ZM42 100V99H41ZM46 100V99H45ZM48 100V99H47ZM46 100V101H47ZM50 100V99H49ZM48 100V101H49ZM52 100V99H51ZM50 100V101H51ZM60 100V99H59ZM76 100V99H75ZM83 100V99H82ZM87 100V102H89ZM95 99H93V101H94ZM121 100H122V98H121ZM126 100H124V102L126 101ZM180 100V99H179ZM191 100H192V98H191ZM1 101V100H0ZM48 101H47V103H48ZM49 101V102H50ZM58 101V100H57ZM69 101V100H68ZM135 101V102H136ZM146 101V102H147ZM154 101V100H153ZM157 101V100H156ZM4 102H6V101H4ZM25 102V101H24ZM56 102V101H55ZM59 102V101H58ZM72 102H73V100H72ZM75 102H77V101H75ZM80 102V101H79ZM90 102H92V100L90 101ZM97 102V101H96ZM121 102V101H120ZM120 102H118L119 103V105H122V104H120ZM123 102V103H124ZM149 102V101H148ZM151 102H152V100H151ZM7 103H8V101H7ZM6 103V104H7ZM44 103H46V102H43V104ZM46 103V104H47ZM51 103V102H50ZM54 103V101L51 103V104H53ZM80 103H82V102H80ZM84 103V102H83ZM85 103H86V101H85ZM108 103V102H107ZM125 103H127V102H125ZM140 103H138V104H140ZM159 103V102H158ZM158 103H156V104H158ZM162 103H160L161 105H162ZM42 104V105H43ZM73 104V103H72ZM72 104H70V105H72ZM88 104V103H87ZM90 104V103H89ZM89 104L87 105L88 107H91V106H89ZM95 104V103H94ZM99 104H100V101H99ZM136 104V103H135ZM137 104V106H138V109H139V105ZM1 105V104H0ZM41 105V106H42ZM47 105H49V104H47ZM80 105V104H79ZM83 105L86 107V104H82V105H80V106H82L83 107ZM91 105V104H90ZM93 105V104H92ZM96 105H98V104H95L94 106H96ZM151 106H153L152 104H150ZM161 105H156L157 107H160L159 109H162V107H164V105L163 106H161ZM16 106H18V105H16ZM16 106H14V108L12 107V109H10V110H14V111H11V112H13V114H15L16 112H15V110L17 109L18 110V108H16L15 109V107ZM20 106V105H19ZM21 106H23L22 105V103H21ZM44 106V105H43ZM42 106V107H43ZM74 106H76L77 107V105H74ZM73 106V107H74ZM99 106V105H98ZM97 106V107H98ZM155 105H154V107H156ZM48 107V106H47ZM55 107H57V106H55ZM75 107V108H76ZM93 107V106H92ZM91 107V111H93L94 109ZM96 107V108H97ZM119 107L120 106H118L117 108L119 109ZM122 107V106H121ZM123 107H125V106H123ZM136 106H134L133 108H132V110H130L132 113L134 112L133 111V109L135 108ZM143 108V111L141 110L142 108ZM141 111L143 112V117L145 118V117H148L147 116V114H148V110H147V108H144V106L143 105H141ZM150 107V106H149ZM21 108V107H20ZM41 108V107H40ZM43 108H45V107H43ZM51 107L49 106V108H45V109H50ZM58 108V107H57ZM56 108V109H57ZM69 108H71V107H69ZM71 109V110H76V109ZM81 108V107H80ZM79 108V109H80ZM109 108H111V106L109 107ZM129 108V107H128ZM127 108V109H128ZM45 109L43 110V112L45 111ZM52 109V108H51ZM50 109V110H51ZM55 109V110H56ZM113 109V108H112ZM121 109V108H120ZM127 109H124L125 111L127 110ZM152 109V108H151ZM157 108H154V110L152 111V114L154 113V115H155V118H157V116L158 115H160V116H162L163 118L165 117V114H162L161 112H163L165 109H162V110H160L159 112H158V109L156 110ZM9 110V109H8ZM9 110V111H10ZM81 110V109H80ZM96 110V109H95ZM124 110H122L121 112L122 113H124L125 111ZM68 111H69V109H68ZM82 111V110H81ZM97 111H98V109H97ZM100 111V113L101 112H105V111H103V107H102V110H99ZM10 112V113H11ZM20 112V111H19ZM46 112V111H45ZM44 112V113H45ZM47 112H48V110H47ZM70 112H72V111H70ZM80 112V111H79ZM108 112V111H107ZM110 112H112V111H110ZM118 112V114L119 113H121L120 111H117ZM141 112V113H142ZM10 113H9V115H10ZM18 113V112H17ZM16 113V114H17ZM37 113V112H36ZM39 113L41 114V116H42V113L39 111ZM74 113V112H73ZM77 113V112H76ZM75 113V114H76ZM81 113V112H80ZM79 113V114H80ZM83 113H84V111H83ZM90 113V112H89ZM92 113V112H91ZM106 113V112H105ZM105 113H103V115H102V113L98 116V119H97V117L94 119V121L92 122V119H91V129L89 130V129H87V130H89V132L87 131V133L91 136V137H95V140H94V138H92L93 139V141H95V142H90V144L92 145L91 147H93L92 149H93V151H89V141H91V140H89V141H87V139L89 138V137H87L86 136V130L83 128V125H82V127H80L79 126V123H81V122H79V123H74L72 120H69V117L71 116H69V117H67V124H65V122H66V120L65 121H62L64 124H65V126L67 125V130L66 131H70L72 134V139H71V141H70V145L67 147V154L68 155H71V156H74V160L77 162V164L76 163H73L72 164V162L74 161H72L71 162V166H70V164H69V166L68 165H66L65 166V169H63L64 171H66V172H64V173H66L67 174V176L64 178V179H62V180H64V184H65V187L64 188H66V190L63 188V187H60L61 189L60 190H62V188H63V190H65V195L64 196H66L67 198H68V196L69 195H71V194H75V195H77V196H80V194H81V192H82V189L83 188H86V189H88V190H90V191H95V190H98V189H100L101 187H99L98 186V182H103L104 180L106 181V180H108V178L111 176V174H113V168H114V163H113V161H112V159L110 160V161H108V162H99V161H95V160H97V158H96V155H98V154H96V153H98L97 151H99V150H102L101 149V141L102 140H104L105 142L106 141H108L107 139V137H109V136H105V138H107L106 140L105 139H103V138H101V140H100V142H98L97 143V141L96 140H98V138H96V136L97 135H100V136H102L104 133L106 134V133H109V132H107V130H108V128L110 127V126H113V127H116V128H113V129H115V131L117 130L119 133L120 132H122L121 131V129L122 128H120L121 127V117H120V115H117L116 117H114V115L112 116V114L113 113H110L111 115H109V112H108V114L106 115ZM116 113V112H115ZM131 113V114H132ZM15 114V115H16ZM57 114H59L58 112H57ZM78 114V115H79ZM82 114V113H81ZM105 114V115H104ZM126 114V113H125ZM125 114H123V115H125ZM128 114V113H127ZM134 114V113H133ZM132 114V116H134ZM6 115H8V113L6 114ZM14 115V116H15ZM46 115V114H45ZM77 114L75 115V118H74V115H73V120L74 119H76V117L78 116ZM86 115V114H85ZM84 115V116H85ZM88 115V114H87ZM102 115V116H101ZM14 116H12V117H14ZM16 116H18V115H16ZM35 116H37V115H35ZM34 116V117H35ZM80 116V120H81V115H79ZM79 116H78V121H79ZM83 116V115H82ZM91 116V115H90ZM104 116V117H103ZM127 115H125V116H123V117H126ZM130 118H127V123H128V127L130 128V130H133V129H135L134 128V125L133 124H135V123H133L132 121H134L133 119H131L132 118V116H130V115H128ZM127 116V117H128ZM139 116H141V115H139ZM20 117V116H19ZM22 117H24V116H22ZM45 117V116H44ZM101 117V118H100ZM103 117V118H102ZM122 117V118H123ZM41 118V117H40ZM39 118V120H41V122L43 121L42 119H40ZM134 118H139V117H137V115H135V117ZM17 119V118H16ZM30 119V118H29ZM28 118H27V121L29 120ZM32 119V118H31ZM34 119V118H33ZM44 119V118H43ZM51 119V118H50ZM71 119V118H70ZM82 119H84V117L82 118ZM22 120H24V119H22ZM52 120H53V118H52ZM51 120V121H52ZM87 120V119H86ZM89 120V119H88ZM123 120V119H122ZM132 120V121H131ZM139 120L140 121H142L140 118H139ZM18 121H20L19 119H18ZM18 121H16V122H18ZM27 121H24L23 123H25L26 124V122ZM30 121H33V120H30ZM36 121V120H35ZM47 121H49V118H48V120ZM76 121H77V119H76ZM44 122H45V120H44ZM43 122V123H44ZM53 122V121H52ZM51 122V123H52ZM62 122H60L61 124H63ZM38 123H40V122H38ZM50 123V122H49ZM90 123V122H89ZM133 123V124H132ZM37 124V123H36ZM47 124L48 123H44V128L46 129V127L49 129V127L47 126ZM82 124V123H81ZM141 124V123H140ZM143 124V123H142ZM141 124V125H142ZM39 125V124H38ZM49 125H51V124H49ZM109 126L108 128H106V132L105 131H102L101 133L102 134H98L97 133V127H100V126ZM131 125H133V127H131ZM137 125V124H136ZM141 125H140V128H141ZM52 126V125H51ZM64 125H62V127H63ZM103 126V127H104ZM138 126V125H137ZM144 126H146V125H144ZM61 127V126H60ZM85 127V126H84ZM88 127H90V126H88ZM143 127V126H142ZM52 128V127H51ZM50 128V129H51ZM80 128V129H79ZM87 128V127H86ZM131 128H133V129H131ZM139 128V129H140ZM54 129H57V128H54ZM53 129V130H54ZM58 129H61V128H58ZM57 129V130H58ZM112 129V128H111ZM143 129V128H142ZM37 130H40V129H37ZM43 130V131H42ZM41 131L42 132H45V131H47V135H48V133H49V130H45L44 131V129H42ZM52 130V131H53ZM62 130H63V128H62ZM102 130V129H101ZM104 130V129H103ZM109 130H110V128H109ZM123 130V129H122ZM63 131H65V130H63ZM65 131V132H66ZM98 131H99V128H98ZM112 131V130H111ZM116 131V133H118ZM127 131H129L128 130V128H127ZM42 132H41V134H42ZM80 132V133H79ZM113 132V131H112ZM39 133V132H38ZM46 133V132H45ZM64 133V132H63ZM111 133V132H110ZM118 133V134H119ZM133 133H134V131H133ZM51 134V135H50ZM49 134V136H45V134H42V135H44V136H42V135H38L37 137H35V136H31L30 138H32V139H29L28 137H26V136H23V138H22V140H23V143H25V144H30L31 146H32V148H34L35 149V153L37 154V156H39V157H42L44 154H47V153H49L50 154V156H53L56 152L52 149V145H53V133H50ZM60 134V133H59ZM68 134H70L69 132H67L65 135H67L68 136ZM87 134V135H88ZM135 134V133H134ZM107 135V134H106ZM109 135V134H108ZM137 135V140H138V142H139V144H140V142H143V141H145V140H143V136H142V138H140V140L141 141H139V138H138V134H136ZM135 135V136H136ZM149 135V134H148ZM66 136V137H67ZM146 136L147 135H145V138H146ZM70 137V136H69ZM132 137V136H131ZM139 137H140V135H139ZM68 138V137H67ZM115 138V137H114ZM144 138V139H145ZM91 139V138H90ZM113 139V138H112ZM132 139H136V137L135 138H132ZM68 140H69V138H68ZM117 141H118V136H117V139H116ZM137 140H135V142L137 141ZM28 141V142H27ZM69 142V141H68ZM74 142V143H73ZM105 142H104V144H105ZM119 142H121V141H119ZM118 142V143H119ZM134 141L132 142V143H135ZM137 142V143H138ZM74 145H73V144ZM107 143V142H106ZM112 143V142H111ZM114 143V142H113ZM122 143V142H121ZM120 143V144H121ZM60 144H62V143H59V146H60ZM108 144V143H107ZM136 144V143H135ZM139 144H137V146L139 145ZM106 145V144H105ZM117 145V144H116ZM29 146V145H28ZM27 146V147H28ZM30 146V147H31ZM107 146V145H106ZM118 146H119V144H118ZM140 146H141V144H140ZM29 147V148H30ZM45 147H49V149H47V148H45ZM108 147V146H107ZM110 147V146H109ZM139 147V146H138ZM9 149H10V147H8ZM63 148V147H62ZM103 148V147H102ZM111 148V147H110ZM28 149V148H27ZM92 149H90V150H92ZM105 149V148H104ZM8 150V149H7ZM65 150V149H64ZM106 150H107V148H106ZM3 151V150H2ZM12 151V150H11ZM10 150H9V153H10V157L12 156V152H11ZM114 151V150H113ZM3 154H5V153H3ZM9 155V154H8ZM88 156L90 157V159H89V162H90V160H92L93 159V161H91L92 163V165H94L93 166V169H95V172H94V176L92 175V176H88L87 175V173L90 171L89 170V165H87L88 164V162H87V158H88ZM78 160H79V162H80V164L78 163ZM94 162V163H93ZM15 163V162H14ZM31 163V164H30ZM29 164L30 165H32V172L33 173H31V174H33L35 177H37V181H36V183H38L39 181H41V182H43V183H47L46 181L48 180L49 181V179L47 178V180L45 179L44 181H42L41 180V170H40V167L39 166H37L36 164H34L33 162H29ZM29 164H28V167H29ZM90 164V165H91ZM92 165L90 166V167H92ZM42 166H47V164L45 165H42ZM28 167H27V170H28ZM45 167H43V168H41V169H44ZM23 169H25V168H23ZM30 169H31V167H30ZM53 169V168H52ZM92 169V170H93ZM26 170V169H25ZM24 171V170H23ZM21 172V173H23L22 175H24L25 176V173L24 172ZM53 171V170H52ZM28 172H31V170L30 171H28ZM28 172H26V174H28V175H30V173H28ZM61 172V174H63V171L61 170L60 171ZM6 173H9V172H6ZM47 173V172H46ZM50 173V172H49ZM92 173V172H91ZM48 174V173H47ZM60 174V175H61ZM65 174V175H66ZM96 174V175H95ZM7 175V178L5 179L6 180V182H7V179H9L8 180V182L9 181H11V182H16L17 180H19L20 182H24V180L26 181V178L24 179V176L23 177H21V178H18L17 180H15V176L13 175V173H9V174H6ZM21 175V176H22ZM33 175H32V177H33ZM4 176H5V174H4ZM27 176V175H26ZM63 176V175H62ZM28 177V176H27ZM30 177V176H29ZM55 177V176H54ZM57 177V176H56ZM126 178H127V180L128 181H130L131 180V178L129 177V176H126ZM52 180H54L55 181V183L54 184H56L58 181H57V178H51ZM52 180H50L51 182H54V181H52ZM19 181H18V183H19ZM30 183V182H29ZM33 183H35V182H33ZM35 183V184H36ZM40 183V182H39ZM62 183V182H61ZM61 183H57V185L58 184H61ZM9 184H10V182H9ZM52 184V183H51ZM63 184V185H64ZM11 185V184H10ZM14 186L16 185L17 186V183H15V184H13ZM12 185V186H13ZM20 185V184H19ZM17 186V187H21L20 189L21 190H23V188L24 187H22L23 185H20V186ZM39 184H37V186H38ZM78 185H79V187H78ZM110 185H112V181L110 182ZM31 187V186H30ZM59 187H57V188H59ZM70 188V189H69ZM26 189V188H25ZM62 190V191H63ZM36 192V191H35ZM64 192V191H63ZM55 192H53V191H49L48 192V190H47V194H48V196H50V198L51 197H54L56 194H54ZM64 194V193H63ZM38 197V196H37ZM41 197V196H40ZM65 197V198H66ZM32 197H30V198H27V200L25 199V201H26V203H25V205H27L26 207L25 206H23V207H25V208H27V207H33V205H34V207L35 206H37V208L39 207L38 205H36V204H39V202H37L36 200H33V199H31ZM49 198V199H50ZM29 199V200H28ZM53 199V198H52ZM51 199V200H52ZM12 199H10V201H11ZM38 200V199H37ZM13 201V200H12ZM14 202V201H13ZM12 202V203H13ZM41 202H43L42 201V199H41ZM78 202H80V200H78ZM10 203V202H9ZM44 203V202H43ZM42 203V204H43ZM48 204V205H50L47 201H45V203L44 204ZM33 204V205H32ZM43 204V205H44ZM24 205V204H23ZM41 205V204H40ZM46 206V207H45ZM45 206H42V207H44V208H48L49 206H47V205H45ZM50 206H52L53 207V205L51 204ZM33 207V208H34ZM33 208H30V210H31V212H32V209ZM36 208V207H35ZM59 208V207H58ZM63 208V210H64V207H61V209ZM23 209V208H22ZM28 209V208H27ZM27 209H25V211L27 210ZM43 209V208H42ZM60 209V208H59ZM152 209V208H151ZM13 210V209H12ZM29 210V211H30ZM38 210V209H37ZM40 210V209H39ZM58 210V209H57ZM57 210H53V208L51 209L50 207H49V209H44V210H41L42 212H45L46 211V214H45V216H43V228H42V230H45V233H44V231H43V234H41L40 233V235H41V238H42V240H40L41 242L43 241V240H46V244L48 245L49 244V247H51L50 249H52L53 251H55L56 253H57V251H56V249L57 250H59V246H63V247H67V249L69 250V251H71V250H73L74 248H73V246L75 245V243L76 242H74L75 241V239L76 238H78V237H76L75 235H74V233L75 234H77V236L79 235L80 236V234H78L79 233V229H77V231H76V229H75V231L73 232V230H72V232H73V234H71V235H74V237H76L75 239H71L70 237H69V239L68 240H66V242H63V241H65V240H63V241H61L60 240V238L61 237H65V235H64V230H66L65 228H66V225L68 226V225H71V223H69L70 222V218L68 217V216H66L67 214L64 212H61V211H57ZM13 212H15L14 210H13ZM12 212V213H13ZM15 214V213H14ZM66 214V215H65ZM72 215L73 214H75V213H71ZM31 215V214H30ZM42 216V215H41ZM115 216H117V215H113V217L112 216H110L111 218V221H113V225L111 226V227H113V226H115L117 223H115V221L117 220V218L115 217ZM17 217V216H16ZM44 217H45V219H44ZM76 217H77V215H76ZM80 217V216H79ZM10 218H11V216H10ZM92 218V217H91ZM29 219V218H28ZM27 219V220H28ZM71 219H72V216H71ZM77 219H80V218H77ZM93 219V218H92ZM91 219V220H92ZM103 219H104V217H103ZM107 219V218H106ZM105 219V220H106ZM121 221H122V229L124 230L126 227H127V225L130 223V219H127L126 218V213L125 212H122L121 214H120V218H119ZM35 220V219H34ZM33 220V221H34ZM76 220V219H75ZM89 220H90V218H89ZM143 220L145 221V222H147L151 227L150 228H147V230L145 231V233L146 234H151V233H153V232H156V231H158L159 232V235H162V236H166L165 234H163L162 233V231L161 230H159V228L155 225V221L153 220V219H151V218H149V217H145V218H143ZM39 221V220H38ZM94 221V220H93ZM104 221V220H103ZM107 221V220H106ZM20 222V221H19ZM18 222V223H19ZM28 222V221H27ZM27 222H25V223H27ZM36 222V221H35ZM71 222H72V220H71ZM83 220L81 219V220H78L77 221V223L76 224H78L79 226H82L83 225ZM91 222V221H90ZM22 223H24V222H22ZM21 222L19 223L20 225L22 224ZM24 223V224H25ZM39 223V222H38ZM40 223H41V221H40ZM18 224V225H19ZM24 224H22L21 226H22V230H25L26 229V227L24 226ZM32 225H34L35 226V224H33V223H31ZM31 224H30V228H29V232L32 234V235H34V233H36L35 232V227L34 226H31ZM40 225H42V224H40ZM1 226L2 227H5V225H4V223H2L1 224ZM25 227V228H24ZM21 228V227H20ZM24 228V229H23ZM38 228V226L36 227V229ZM26 230H28V229H26ZM25 230V231H26ZM107 230V229H106ZM209 230V229H208ZM83 230H81V232H82ZM103 231V230H102ZM7 232V231H6ZM40 232V231H39ZM66 232V231H65ZM71 232V233H72ZM80 232V233H81ZM95 232H97V229L95 230ZM25 234H24V236L26 235V232H24ZM28 234L29 233H27V236H28ZM38 235H39V233H37ZM44 234H46V236L44 235ZM94 234V233H93ZM36 235V234H35ZM70 235V236H71ZM144 235V232H142V231H139L137 234H132V235H129L128 236V240H127V244H128V246H130V247H134V246H136L135 248H134V250H133V252H131V254H132V259H130V260H127L126 259V264H156L155 263V258H156V256H157V254H161V252H160V250L156 247V246H154V249H155V252H154V256L152 257V258H150L149 256H148V254L145 252V247H144V245L142 244V243H137V241L138 240H141V239H143V236ZM22 235H20V237H21ZM30 236V235H29ZM82 236V235H81ZM20 237H18V238H20ZM23 237V236H22ZM73 237V236H72ZM90 237V236H89ZM89 237H87L88 239H89ZM1 238L3 239V241H5L7 244H9L10 245V248L12 249L11 251H13L12 253L13 254H19L20 253V255L22 254V250H23V248L21 247V245L23 244L22 242H20L19 240H16V243H14L13 242V240H11L12 238H10V234L9 233H7L5 236H1ZM31 238H32V236H31ZM30 238V239H31ZM34 238H35V236H34ZM68 238V237H67ZM102 238H104V239H106L107 238V240L109 241V247H110V251L111 252H113V251H116V253H117V257L114 259V262L112 263V264H123V255L120 253V250H118L117 249V236H113L111 233H107L106 231L105 232H103V233H101V239ZM33 239V238H32ZM31 239V240H32ZM40 239V238H39ZM82 240V238H79V240ZM144 239H147V240H150L151 239V236L150 235H147V236H145L144 237ZM74 240V241H73ZM87 240V239H86ZM91 240V239H90ZM171 240V239H170ZM77 241V240H76ZM89 241V240H88ZM34 242V241H33ZM36 242V241H35ZM45 242V241H44ZM171 242H173V240L171 241ZM204 242V241H203ZM202 242V243H203ZM40 243V242H39ZM150 243H152V242H150ZM36 244H38L37 242H36ZM45 243H43V245L45 246L46 245ZM205 244V243H204ZM80 245H82V246H84L85 244L83 243V242H80ZM172 245H173V243H172ZM26 246V245H25ZM49 247H45L44 249H48ZM217 247V246H216ZM205 248V250H203ZM202 250V258H201V261L203 262L202 264H204V262H205V260L206 259H208L209 260V258H207L206 257V255L208 254V257H209V255H210V253H212L211 252V249H210V247H208V246H206V247H204ZM175 249V248H174ZM216 250H218L217 248H216ZM72 252V251H71ZM180 251H177L176 249H175V251H174V256L173 257H178V256H183V255H180V253H179ZM218 252V251H217ZM52 253H54V252H52ZM55 254V253H54ZM58 254V253H57ZM56 254V255H57ZM50 255H52L53 256V254H50ZM56 255H54L56 258H58V259H56L54 256V258L55 259H52V256H44V257H42L40 254H36L34 257H33V260H35V262L37 261V263L36 264H55L56 263V261H58V260H61V259H59V258H61L60 256V253L57 255V256H59V257H57ZM22 256H23V258H21V260H22V262H24L25 264H31V262H32V259H29L28 257V255L26 256V255H23L22 254ZM95 256V255H94ZM96 256H98V254L96 255ZM95 256V257H96ZM185 256V255H184ZM162 257H163V259L165 260L166 259V257H167V255L165 254V255H162ZM193 257V256H192ZM191 256H190V253L188 254H186V259H187V262H188V260H189V263L190 264H197L194 260L195 259H193ZM97 258V257H96ZM183 258V257H182ZM237 258V257H236ZM63 259V258H62ZM233 259V258H232ZM231 259V260H232ZM235 259V258H234ZM214 262H215V264H221L222 262H221V260H220V256H219V254L218 255H215L214 256ZM65 261V260H64ZM143 261H145L144 263H143ZM186 261V260H185ZM184 261V262H185ZM105 262H106V257H104V258H102L101 260H99V264H105ZM225 262V261H224ZM227 262V261H226ZM64 263V262H63ZM21 264H23V263H21ZM185 264V263H184ZM225 264V263H224ZM228 264V263H227Z\"/></svg>","mask_w":264,"mask_h":264}]
</instances>
